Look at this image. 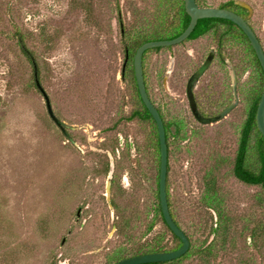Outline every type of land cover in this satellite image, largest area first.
Instances as JSON below:
<instances>
[{
  "label": "rangeland",
  "instance_id": "1",
  "mask_svg": "<svg viewBox=\"0 0 264 264\" xmlns=\"http://www.w3.org/2000/svg\"><path fill=\"white\" fill-rule=\"evenodd\" d=\"M183 1L0 0V264H115L178 247L159 210L157 129L129 117L143 110L134 55L178 31L172 7ZM236 1L253 8L247 19L264 47V0ZM226 29L143 56L148 94L169 127L171 211L191 241L175 264H264V188L232 171L264 80L249 40ZM213 49L194 90L200 110L216 116L234 103V77L240 101L201 124L186 89ZM34 63L68 136L48 113Z\"/></svg>",
  "mask_w": 264,
  "mask_h": 264
},
{
  "label": "water",
  "instance_id": "2",
  "mask_svg": "<svg viewBox=\"0 0 264 264\" xmlns=\"http://www.w3.org/2000/svg\"><path fill=\"white\" fill-rule=\"evenodd\" d=\"M240 5L243 7H246L250 9L249 5H247L244 2H240ZM185 9L187 14L190 16V24L188 28L177 38L171 39V40H161V41H150L146 42L143 45H141L136 54L134 55V73L135 78L138 86V91L141 96V99L143 103L145 104L146 108L152 115L153 119L156 122L157 125V132L159 136V143H160V174H159V198H160V205H161V211L162 216L164 218L165 224L169 227V229L173 232L174 236H177L181 241L182 245L180 248L171 251V252H160V253H150V254H144L134 257H129L124 260H121L115 264H152V263H164V262H170L177 259H180L184 255L188 253V251L191 248V241L188 237V235L184 232V230L177 224L175 221V218H173L170 205H169V196H168V173H169V146L167 141V133L165 123L161 117L160 112L154 105V103L151 101L147 88L145 83V77H144V68H143V56L144 54L151 49L156 48H164V47H172L179 45L183 42H185L191 34L196 29L199 20L201 19H223V20H229L236 24L238 27L242 29V31L246 34L247 38L249 39L252 48L255 51V54L257 56V59L260 62V65L264 72V47L258 38L255 31L252 29V27L249 25V23L246 21V19L239 15L238 13L223 9V8H215V7H200L197 3V0H185ZM252 13V9H250ZM35 66V78H36V85L37 88L40 90L39 92L42 93L44 96V99L46 101V106L48 113L51 117V119L57 124V126L62 130V132L68 136L67 131H65L66 127L63 125V123L57 118L55 115L51 99L46 90L43 88L38 74V66L34 63ZM234 91L236 96V103L230 105L226 110H224L220 115L217 117L211 118V119H203L199 116V113L197 112L196 103L194 100V95L191 88H189V93L187 94L190 100V104L192 107V110L194 111L195 115L201 119L206 124L216 123L224 118H226L229 113L238 105V92H237V80L236 77H234ZM257 126L259 131L264 136V92L261 96V100L259 102L257 115Z\"/></svg>",
  "mask_w": 264,
  "mask_h": 264
},
{
  "label": "trees",
  "instance_id": "3",
  "mask_svg": "<svg viewBox=\"0 0 264 264\" xmlns=\"http://www.w3.org/2000/svg\"><path fill=\"white\" fill-rule=\"evenodd\" d=\"M220 8H223V9L226 8V9L232 10V11H234V12H236V13L244 16V17H247L248 13H249V11L246 8L238 5L236 0H230L226 4L221 5ZM172 10L174 11L175 17L177 19L178 24H176V27H177L178 31L171 36L157 37V38L155 37V38L147 39L141 45H143L146 42H150V41L171 40V39L177 38L188 28L190 21H191L190 20L191 18L186 12L185 1H183V6L181 7V11H180V8H178V6L175 7V5H173ZM218 25L225 26L227 28L226 29L227 31L238 29L242 33V35L246 39H248L246 34L242 31V29L229 20L201 19V20H199L198 25H197L196 29L194 30V32L192 33V35L190 36L189 40H194V39L200 38V37L204 36L205 34H207L208 32H211V31L215 32L216 27ZM175 28H173V29H175ZM19 43H20L22 52L25 55V57H27V59L29 61H34L35 56L26 47V45L24 43V38L22 37V35L19 37ZM253 51H254V49H253ZM254 53H255V51H254ZM255 56H256V54H255ZM255 59L257 60V62L259 64V67L261 69V73L263 76V80H264V72H263V69L260 65L259 60L257 59V56ZM133 65H134V63H133ZM133 70H134V68H133ZM134 80H135V84H136V87L138 90V86H137V82H136V78H135V73H134ZM262 94L263 93L261 92V93L257 94L256 96H253V98H252L251 109H250L249 115L246 119V122L242 128L241 138H240V142H239V148H238L237 156H236L235 163H234V169L232 171L234 173V176L239 181H241L247 185L261 186L264 188V136L262 134H260L261 132L258 129L257 120H256L257 110H258V106H259V102L261 100ZM138 96H139V99L142 103L143 110H136L135 112H133L132 116H130L129 118L130 119L140 118L143 120H151L157 129L156 122L153 119L150 112L148 111V109L146 108L145 104L143 103L141 96L139 94V91H138ZM162 117H163V115H162ZM163 119H164V117H163ZM165 124H166V122H165ZM166 127H167L166 132H167V140H168L169 139V135H168L169 127L167 124H166ZM157 135H158V132H157ZM253 141L255 142L254 146L252 145ZM157 150H158L159 165H160L159 137H157ZM253 151L256 154L257 164H256V166L252 167L248 164V158L250 157V154ZM169 171H170V166H169ZM158 183H159V181H158ZM158 186H159V184H158ZM158 193H159V189H158ZM168 196H169V205H170V210H171L169 188H168ZM158 199H159V196H158ZM159 210H160V214L162 216L160 205H159ZM171 213H172V211H171ZM219 215H221V214L219 213ZM172 216H173V213H172ZM173 218H175V217L173 216ZM162 219H163V222L165 223L163 216H162ZM177 224L179 225L178 222H177ZM167 228L169 229L168 226H167ZM213 230H214V233H216L218 231V228H215ZM169 231L172 233L174 240L179 242V245L177 248L171 249V251H174V250L181 247L182 241L177 236H174L173 232L170 229H169ZM171 251L164 249V248H157L156 250H153V251L136 253L135 255H133V257L139 256V255H144V254H150V253L171 252ZM191 251H192V249L190 248L188 253L186 255H184L183 257L189 255L191 253ZM201 251L204 253V255H206V253L209 250L204 249ZM124 259H126V258H121L119 261L124 260ZM181 259H182V257H181ZM179 261H180V259L170 261V262L152 263V264H175Z\"/></svg>",
  "mask_w": 264,
  "mask_h": 264
},
{
  "label": "flooded vegetation",
  "instance_id": "4",
  "mask_svg": "<svg viewBox=\"0 0 264 264\" xmlns=\"http://www.w3.org/2000/svg\"><path fill=\"white\" fill-rule=\"evenodd\" d=\"M185 1V0H184ZM237 2V4L238 5H240L239 3V1H236ZM198 3V2H197ZM247 5H249V4H247ZM200 6V5H199ZM240 6H242V5H240ZM201 7V6H200ZM243 7V6H242ZM249 7H250V9H252L253 10V8L249 5ZM244 8H246V7H244ZM248 11H249V13H248V16L247 17H244L245 19H246V21L249 23V20L247 19V18H249L252 14H253V11H252V13H251V11H250V9H248V8H246ZM229 10V9H228ZM232 11V10H231ZM240 15V14H239ZM242 16V15H241ZM176 18V17H175ZM249 25L251 26V24L249 23ZM252 27V26H251ZM252 29L254 30V28L252 27ZM255 31V30H254ZM256 33V32H255ZM192 35V34H191ZM190 38V37H189ZM189 38L185 41V43L187 42V41H191V40H189ZM198 39V38H197ZM197 39H194V40H197ZM184 43V42H183ZM182 44V43H181ZM218 51H217V49H216V51L213 49V51H211L210 52V54L208 55V57H207V59L205 60V62H203L202 63V65L200 66V68L198 69V70H196L192 75H191V77L189 78V80H188V83H187V89H186V95L189 93V88H191V90H192V92H193V94L192 95H194L195 94V92H194V90H195V87L198 85V83H199V78L202 76V74H203V72H205L210 66H211V64H212V62L215 60V57L217 56V53ZM129 51L126 49V58H125V63H124V67H123V74L125 73V71H126V67H127V64H128V62H129ZM144 56H145V54H144ZM134 58H135V56H134ZM143 61H144V58H143ZM144 77H145V72H144ZM145 83H146V81H145ZM234 87V86H233ZM146 88H147V85H146ZM148 91V90H147ZM239 90H238V86H237V92H238ZM233 92H234V95H235V91H234V88H233ZM148 94V93H147ZM233 95V96H234ZM238 95H239V93H238ZM237 95V96H238ZM150 97V96H149ZM187 98H188V102H189V107H190V110H191V113H192V115H193V117L195 118V120L197 121V122H199V123H201V124H206V123H204L203 121H201V119H199L196 115H195V113H194V111L192 110V107H191V104H190V100H189V97H188V95H187ZM151 99V98H150ZM194 100H195V103H196V107H197V112L199 113V116L201 117V118H203V119H211V118H214V117H217L218 115H220L224 110H226L230 105H232V104H235L236 103V96H235V102L234 103H232V104H230L226 109H224L220 114H218V115H216V116H208L207 114H204L201 110H200V107H199V104H198V101H197V99H196V96L194 95ZM238 100L240 101V99H239V96H238ZM152 101V100H151ZM239 101H238V103H239ZM153 102V101H152ZM155 105V104H154ZM156 106V105H155ZM156 108L158 109V107L156 106ZM234 110V109H233ZM158 111L160 112V110L158 109ZM232 112V111H231ZM160 114H161V117H162V113L160 112ZM230 114V113H229ZM162 119H163V117H162ZM163 121H164V119H163ZM220 122V121H219ZM164 123H165V121H164ZM165 127H166V124H165ZM166 129H167V127H166ZM166 132V131H165ZM167 133V132H166ZM159 137V136H158ZM168 141V140H167ZM159 170V169H158ZM159 174H160V170H159ZM169 174V173H168ZM159 184V183H158ZM158 189H159V186H158ZM159 194V193H158ZM159 196V195H158ZM159 203H160V198H159ZM160 207H161V205H160ZM162 212V211H161Z\"/></svg>",
  "mask_w": 264,
  "mask_h": 264
}]
</instances>
